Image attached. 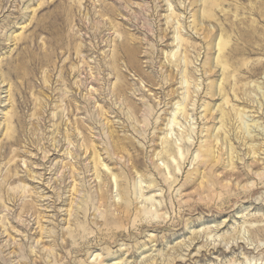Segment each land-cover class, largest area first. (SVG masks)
<instances>
[{
  "label": "rangeland",
  "instance_id": "374dc122",
  "mask_svg": "<svg viewBox=\"0 0 264 264\" xmlns=\"http://www.w3.org/2000/svg\"><path fill=\"white\" fill-rule=\"evenodd\" d=\"M0 264H264V0H0Z\"/></svg>",
  "mask_w": 264,
  "mask_h": 264
},
{
  "label": "bare ground",
  "instance_id": "6f19581e",
  "mask_svg": "<svg viewBox=\"0 0 264 264\" xmlns=\"http://www.w3.org/2000/svg\"><path fill=\"white\" fill-rule=\"evenodd\" d=\"M221 45H222V43H221ZM218 49H220V50H221V46H218Z\"/></svg>",
  "mask_w": 264,
  "mask_h": 264
}]
</instances>
